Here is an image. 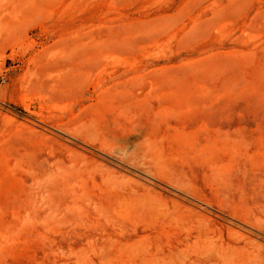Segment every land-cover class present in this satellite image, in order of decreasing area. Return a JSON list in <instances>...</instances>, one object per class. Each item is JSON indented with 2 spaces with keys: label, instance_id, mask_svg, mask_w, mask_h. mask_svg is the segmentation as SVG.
Listing matches in <instances>:
<instances>
[{
  "label": "rangeland",
  "instance_id": "rangeland-1",
  "mask_svg": "<svg viewBox=\"0 0 264 264\" xmlns=\"http://www.w3.org/2000/svg\"><path fill=\"white\" fill-rule=\"evenodd\" d=\"M19 2L0 0V28ZM220 12L224 34L216 30ZM193 18L192 33L169 47L157 44V34L189 27ZM18 21L25 29L0 46V264H225L217 251L231 245L250 253L236 264H264V242L211 203H231L264 231V137L253 135L259 148L228 187L203 154L188 153L185 177L163 166L155 178L117 154L92 155L78 140L79 113L99 116L125 103L105 98L96 112L86 108L81 76L88 66L78 47L94 45L126 50L129 76L144 66L175 97L207 87L205 106L193 98L181 114L186 104L176 103L172 127L263 130L264 0H55L37 3ZM47 36V55L65 58L39 70L30 50ZM254 41L257 52L249 53ZM39 161L52 165L50 175ZM94 161L118 171L121 182L102 180L91 170Z\"/></svg>",
  "mask_w": 264,
  "mask_h": 264
},
{
  "label": "bare ground",
  "instance_id": "bare-ground-1",
  "mask_svg": "<svg viewBox=\"0 0 264 264\" xmlns=\"http://www.w3.org/2000/svg\"><path fill=\"white\" fill-rule=\"evenodd\" d=\"M18 1H20L21 7L14 8L9 12L10 14L5 15V22L0 28L1 47L12 44L13 37L20 35L25 29L26 25L18 21L22 13L33 10L37 3L51 5L55 0ZM233 2L238 6L239 0H233ZM218 16L216 30L224 34L225 32L222 31L225 28V21H223L225 17L221 12L218 13ZM195 23L196 19L193 18L189 27L186 26L179 31L171 29L163 35L157 34V44L161 47H169L174 39L181 37L184 33H192ZM244 34L249 38H254V33L249 28L245 29ZM50 40L51 36L44 37L41 45L32 46L30 50L32 56L29 58V62L36 63L39 70L46 65H58L64 61L65 57L47 55V51L51 47ZM252 43L254 44L249 53H255L258 49L257 42ZM126 52V50L112 48L109 45L78 47V59L84 58V63L88 66L87 72L81 76L82 81L88 86L87 93L90 102L86 108L91 111L93 109L92 113L96 112L102 107V101L106 100L105 98L120 97L125 101V103L119 102L112 105L106 109L107 113H101L99 116L88 115V112L78 114V140L84 141L86 145L84 149L101 158L105 155L117 154L119 160L125 162L130 168L140 169L144 174L155 178H159L158 174L160 175V172L156 173L159 170L158 167L163 166L171 168L174 174L180 176L179 178L181 175L185 177L187 166H189L188 153L196 152L205 156L203 164L208 166L211 172L218 177L220 184L224 183L228 187V181L236 174L237 166L244 165L249 158H252L249 153L252 150L257 151L259 148V142L252 141L253 135L255 138L261 139L264 137V129L222 130L208 127L197 129L172 127L171 122L175 118L174 106L176 103L186 104V112H179L181 114L189 113V109L193 105V98L205 106L207 87L198 84L196 88H193L195 97H175L171 92L161 90L152 79L151 71H147L144 66L143 69L140 67L136 71H143L142 73L129 76L131 72L122 64V56ZM189 63L186 64L190 65ZM192 63L195 65L193 61ZM5 93L1 92L0 98L5 97ZM141 152L144 157L141 156ZM79 162L78 156V175L81 173ZM94 162L92 172L97 173L106 183L115 185L121 182L118 171L102 169L99 162ZM38 168L44 175L49 173L52 165L45 161H39ZM180 190L184 191L185 189ZM211 203L226 209L231 217L237 220L236 223L245 227L254 239H259L258 245L263 244L264 231L260 230L259 225L254 227L247 224L252 222L249 221L245 212L224 200L214 198ZM261 211L264 213V206ZM249 254V252H245V249H239L233 245L230 248L217 251L220 261L225 264H236L241 259L239 256Z\"/></svg>",
  "mask_w": 264,
  "mask_h": 264
},
{
  "label": "built area",
  "instance_id": "built-area-1",
  "mask_svg": "<svg viewBox=\"0 0 264 264\" xmlns=\"http://www.w3.org/2000/svg\"><path fill=\"white\" fill-rule=\"evenodd\" d=\"M6 81L4 77H0V86Z\"/></svg>",
  "mask_w": 264,
  "mask_h": 264
}]
</instances>
